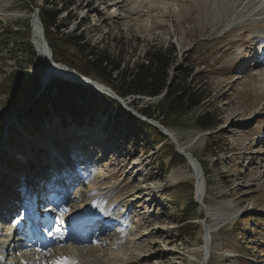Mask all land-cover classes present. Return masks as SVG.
I'll use <instances>...</instances> for the list:
<instances>
[{"label": "rangeland", "instance_id": "rangeland-1", "mask_svg": "<svg viewBox=\"0 0 264 264\" xmlns=\"http://www.w3.org/2000/svg\"><path fill=\"white\" fill-rule=\"evenodd\" d=\"M250 1L135 0L128 6L127 13L117 8L104 11L103 2L98 3V0H0V40H4L5 31L11 28L18 40V44H11L5 47L7 49L0 47V205L12 204L9 208L17 213L20 194L15 187H27L33 180L34 171L28 165L41 172L45 160L51 161L43 148L45 144L51 143L55 150L63 148L65 154L70 151L76 155L80 148L76 141L80 135L86 136L89 131L87 136L90 137L92 131L95 130V134L106 129L102 134L106 139L98 134L96 139L107 141L109 138L115 141L113 147L123 136L121 146L124 149L121 151L123 157L116 161L111 154L105 155L110 149L103 154L104 159L95 149L92 158L87 156L91 158L88 160L91 176L86 178L82 174L87 173L83 172L79 177L75 174L74 178L70 173L68 179H73L74 184L67 187L64 184L66 176L58 189L64 201L56 211L64 213L65 209L80 208L84 202L91 203L90 200L101 216L104 212L113 216L121 214L122 222L114 225L115 229H106L103 234L100 231L93 240L68 246L75 250L53 242L52 245H57L39 253L26 243L22 247L21 238L15 237L13 241V236L6 235L2 215L7 208L3 206L0 207V264H49L56 260V255L67 256V251L76 256L77 259L72 255L79 264H264V156L260 155L264 145H257L264 136V79L260 77L264 67L256 68L253 59L257 56L252 59L251 54L246 53L253 49L252 45L257 46V35L264 32V13L260 14L264 0H252L251 4ZM47 3L53 7L57 5V9L63 3L69 4L67 12L75 22L71 23L67 34L74 33L76 25L83 24L80 35L92 45L100 44L108 55L115 58L122 55L123 65L133 67L142 61L149 47L174 46L171 80L178 83L190 74V80L208 93L210 107L218 114L219 124L212 134L201 133L194 127L192 113L183 120L181 127H168L176 138H168L174 151L184 147L187 154H192L204 166V172L198 173L199 178L204 177L200 183L206 184L201 204L197 202L191 165L186 161L181 167L171 168L166 161L162 169L158 162L167 156L159 144L164 145L166 139L153 145L145 134L131 132L125 126V116L112 113L117 108L109 111L101 108L95 118L92 115L73 118L67 110L54 113L48 106L51 112L42 117V126L38 127L23 114L34 101L29 104L23 100L16 106L9 104V94L5 93L9 86L7 76L13 73L31 76L36 70L44 76L49 68L44 56L34 46L31 52L26 45L32 36L31 15L36 10L40 16V9ZM6 7L11 8L5 10ZM155 8L158 11L145 13ZM243 25H248L251 35L244 34ZM28 33L29 39L25 36ZM48 37L53 39L52 44H57L52 32H48ZM242 41L246 44L242 45ZM47 87L43 90L41 86L38 95L48 93ZM156 101L144 99L140 104ZM128 103L133 104V99L129 98L127 106ZM98 104L106 105L102 99ZM10 113L13 115L9 117ZM238 114L249 115L238 120ZM155 116L160 117L159 114ZM97 117L109 121V126ZM248 131L251 133L247 135ZM125 138L128 141L124 142ZM212 145L215 147L211 148ZM116 148L119 147L112 149ZM215 152H220L218 159L213 157ZM38 153L44 155L40 160L35 157ZM106 157L108 161L101 163ZM126 163L128 165L123 168ZM41 177L42 174L38 176L39 182L43 180L49 184L44 188L53 187L48 179ZM191 183L192 189L189 188ZM63 187L64 192H70L64 194ZM32 190L33 194L38 191L35 186ZM41 190L38 193L47 197ZM143 196L145 198L140 199ZM191 196L199 206L193 227L197 232L185 234L180 230L182 212L177 206H186ZM36 199L40 204V197L34 196ZM20 211L18 219L22 220L25 210L21 208ZM8 228L11 231L13 225ZM23 230L18 227L13 232L18 235ZM207 233L211 236L208 246L204 245ZM183 234L188 238L181 241ZM81 247L87 248L81 253ZM205 248L210 251L207 263L203 261Z\"/></svg>", "mask_w": 264, "mask_h": 264}, {"label": "trees", "instance_id": "trees-1", "mask_svg": "<svg viewBox=\"0 0 264 264\" xmlns=\"http://www.w3.org/2000/svg\"><path fill=\"white\" fill-rule=\"evenodd\" d=\"M69 6V4L66 6L63 3L60 7L68 9ZM61 8L57 9V5L53 7L52 4L47 3L45 7L40 9V20L45 30L44 35L51 48L54 61L67 65L70 69L76 70L79 74L96 81V83L100 81L106 84L126 101L129 98L133 99L134 103L130 107L140 116L129 112L125 114L124 108L116 100L110 99L107 95L91 87L79 83H69V81L60 79H52L51 85L46 88L48 93L43 92L38 95L42 86V73L40 70H36L31 76L24 73H13L7 76L6 80L9 86L6 87L5 93L9 94L8 98L11 100L9 104L16 106V103L20 104L23 100H26L29 104L34 101L29 107L30 109H27L23 114L31 119L33 126L37 123L36 126L38 127L42 126V117L48 115L51 111L62 113L67 110L75 118L77 115L86 116L94 109L100 110L103 108L109 111L110 108L112 110L115 107L117 109L112 113L118 114L119 117L125 116V126L131 132L145 134L153 145L166 139L164 145L159 144L163 150L165 149L167 156V158L158 162L162 169L166 161L171 168L183 166L186 163V158L179 152L174 151L173 145L169 143L168 138L162 132L157 133L158 129L149 122L142 120L141 117L157 121L168 129L171 125L181 127L183 120L192 113L194 115V127L199 129L201 133L210 134L217 130L219 123L217 112L210 107V96L207 92L201 91V87L190 80V74L184 76L178 83L171 80L169 72L174 63V46L170 45L167 48L149 47L144 53L142 61L136 62L133 67H130V64L123 65L122 55L117 58L108 55L100 44L92 45L91 42L84 39L80 35V29L72 34H67L68 28L60 23L61 20L59 19L62 12ZM58 19L59 22H57ZM13 29L5 31L4 40H0L2 49H7L5 47L11 44H18L14 33L12 34ZM48 32L53 33L54 40L57 42L56 45L52 44L53 39L48 37ZM29 35L30 33L25 35L27 39L30 38ZM26 45L31 52H34L30 40ZM59 57H62V60ZM63 60L66 62H63ZM3 85L7 84L3 83ZM53 90L56 91L52 94ZM145 98H156L157 101L141 106L140 102H143ZM101 99L106 105L102 104L100 106L98 104ZM48 106L52 107L53 110L50 111ZM197 112L199 113L196 114ZM156 114H159L160 117H156ZM12 115L13 113H10L9 117ZM212 147L215 146L212 145ZM219 155L220 152H215L213 157L218 159ZM161 176L163 177L164 173ZM189 188H193L192 183ZM198 207L193 196L190 197L186 206H177L178 210L182 212L181 222L183 225L180 230L186 232L185 234L197 232L196 228L193 227H195V211ZM185 234L181 236V241L188 238V235ZM191 236L196 235L192 234Z\"/></svg>", "mask_w": 264, "mask_h": 264}, {"label": "bare ground", "instance_id": "bare-ground-1", "mask_svg": "<svg viewBox=\"0 0 264 264\" xmlns=\"http://www.w3.org/2000/svg\"><path fill=\"white\" fill-rule=\"evenodd\" d=\"M105 1H109L110 3H108L107 4V6H106V10H111V9H114V8H117V10L118 9H122V10H124L125 12H127V13H129V9H128V6H130V4H131V2L132 1H135V0H98V3H104ZM247 1V0H246ZM251 2H252V0L250 1V2H248V3H250L251 4ZM102 3V4H103ZM243 4V3H242ZM242 6V5H241ZM240 6V7H241ZM11 7H6V8H4L5 10H7V9H10ZM13 8V7H12ZM116 10V9H115ZM131 10V9H130ZM132 11H134V10H132ZM156 12V11H158V8H155V9H152V10H148V11H146L145 13H152V12ZM132 14H134V12H131ZM262 13H264V9L263 10H260V14H262ZM140 14V13H139ZM34 16H35V13H34ZM36 16H37V18L35 17V19L36 20H34V28H33V31H32V36H31V39H30V41H31V43L33 44V46H34V48L36 49V51H38L39 53H40V55H43L44 56V59H45V61L44 62H46V64H47V66L49 67H47L48 68V70L46 71V73H45V75H44V78H45V82L46 83H49L53 78H60V79H62V80H74V81H84L85 82V84H90L88 81H86L85 79H83L82 77H81V75L77 72V71H75V70H71V69H69L67 66L65 67V65L63 66V64H61V63H58V62H56V61H54V59H53V57L51 56V58H50V54L52 55V53H51V48H50V46H49V43H48V41H47V38H46V36L44 35L45 34V32H43V26H42V23L40 24V19H39V13L37 12L36 13ZM33 17V16H32ZM39 20V21H38ZM263 21V20H262ZM261 22V21H260ZM259 24H255V26L256 27H259L258 26ZM242 29H244V34L246 35V36H249V35H251V32L249 31V27H248V25H243L242 27H241ZM254 29H256L255 27H253ZM260 33H262L261 35H260ZM258 35H257V38H258V40H257V46L254 48V45H252L253 46V49L251 48L250 50L251 51H253V50H257V48L259 47V46H261L262 44H264V38H262V36H264V32H260ZM245 36V37H246ZM245 39V38H244ZM261 41V42H260ZM244 44H246L245 43V41H242V45H244ZM263 47H264V45H263ZM250 50H249V52H250ZM258 51H259V49H258ZM257 51V52H258ZM48 53V54H47ZM50 53V54H49ZM256 56H257V58L259 57L258 56V54H255ZM42 57V56H41ZM254 58V57H253ZM253 60H255L256 61V57L253 59ZM255 67L256 68H258V67H264V60H262V61H256V64H255ZM257 75V74H256ZM253 76H255V75H253ZM252 76V77H253ZM263 77V79H264V71H261V74H260V77ZM259 77V78H260ZM262 79V78H261ZM93 81V80H92ZM263 81V80H262ZM260 82V81H259ZM264 82V81H263ZM94 84L96 85V87L98 88V89H100V90H104V88H108V89H111V87H108V86H105V85H103V84H100V83H96V81H94ZM108 89H106L107 91H109ZM111 91H113L112 89H111ZM124 104H126L127 105V101H125L124 100V103H123V105ZM249 114H238V116L236 115V117L238 118V120L241 118H245L246 116H248ZM89 117V116H88ZM229 117V116H228ZM158 125H160L161 126V129L164 131V132H166V134H169V136H170V138L171 139H176L175 138V136L172 134V132H170L167 128H165V127H163L161 124H158ZM95 131V130H94ZM94 131H92V135L90 136V137H88L87 135H89L91 132H89V131H86V136H82V135H80L79 136V140L78 141H76L77 143L78 142H80V141H83V139H86L87 141H90V142H92V144L93 145H97V146H99L100 148H103V153L102 154H104L105 152H106V150L107 149H112L113 147H115L116 146V144H114V146L113 147H111V145L113 144V143H115V141H112L111 139H107V141L106 140H103V141H100L99 139H96V138H99V137H97V134H98V136H103V139H106V137H104V135H102V134H104V133H106L107 132V130L106 129H103L102 131L100 130V132L101 133H96L95 132V134H94ZM258 132V131H257ZM89 133V134H88ZM113 133H114V131H113ZM251 133V131H248V133H247V135L248 134H250ZM262 133H264V132H262ZM112 134V133H111ZM110 134V135H111ZM259 134V133H258ZM108 135V134H107ZM100 136V137H101ZM112 136V135H111ZM259 138V137H258ZM264 136L262 135V137H261V141L259 140V139H256V140H258V141H260V142H258L257 143V145H264ZM106 142H108V144L106 143ZM257 142V141H256ZM106 144H107V146H106ZM117 147V146H116ZM43 148L47 151V153H46V155L47 154H49L50 155V158L49 159H51V161H48V160H45V162H44V164L42 165V168H43V170L41 171V172H39V171H36L34 168H33V166L32 165H28L29 167H30V169H32L33 171H34V174H33V180H32V182L30 181L29 182V184L31 185V191H32V194H33V190H32V188L35 186L36 187V189L38 190H36L37 192L36 193H34L33 194V196H32V198L30 199V201H31V203H32V205L31 204H27V206H28V208H32V207H34V205H35V201L37 200H34V196L37 198V197H44L43 195L44 194H40V193H38L40 190H41V187L40 186H48L49 184L48 183H44L43 182V180L41 181V182H39V179H38V176L40 175V174H42V177H41V179H48V182H51L50 183V185H53V187H51V188H57V189H59L60 187H61V185L64 183V184H66V186L67 187H69V186H71V184H74V182H73V179L72 180H69L68 178H69V174L71 173V174H73L74 175V178H75V171H74V164H73V162H76L77 161V158L76 157H73V162H71V161H69L68 159H67V157H65L64 155H65V153H64V151H63V148H61V150L59 151V150H55L53 147H52V145H51V143H48V144H45V145H43ZM116 149H118V148H116ZM181 149H184V151H185V148L184 147H181ZM250 149V148H249ZM68 151H69V149H68ZM109 152V151H108ZM107 152V153H108ZM58 153V154H57ZM107 153H105V155L107 154ZM260 155H263L264 156V152L263 153H260ZM88 155L86 154V157H87ZM191 156H192V158L195 160H197V158L195 157L194 158V156L191 154ZM35 157H37V160H40L42 157H44V155L43 154H40V153H38V156H35ZM111 157V156H110ZM89 158V157H88ZM91 158H92V155H91ZM101 158H103V157H101ZM117 157H115V159H116ZM104 159V158H103ZM119 160H121V158H118ZM99 161H101V160H99ZM108 161V158L106 157V159L105 160H103L101 163H105V162H107ZM198 161V160H197ZM199 162V161H198ZM128 164H130V162L128 163ZM127 163L125 164V165H123V168H125L127 165H128ZM199 164H200V162H199ZM45 166H47V167H45ZM200 166H201V172L200 173H202V172H204L203 171V166L200 164ZM54 168L55 167V170H57L58 171V173H53V170H51L52 168ZM136 167V166H135ZM134 167V168H135ZM134 168H132L131 170L133 171V169ZM65 174V175H64ZM67 176V180L66 181H64L63 182V179L65 180V177ZM49 177V178H48ZM55 177H57V179H58V181L60 182V186H58V185H56V181H54V178ZM53 181V182H52ZM72 181V182H71ZM63 182V183H62ZM15 189L19 192V194H20V196H21V191L19 190V188H17V187H15ZM57 189H56V193L55 194H59V193H57ZM61 190H62V192L64 193V194H66V193H69L68 191H66V192H64V187L63 188H61ZM49 191H50V189H48L47 187H43L42 188V190H41V192L42 193H47V197L49 196ZM146 195V194H145ZM2 197H4V193L2 194ZM59 197H61V196H59ZM62 197H64V196H62ZM139 197V196H138ZM1 198V197H0ZM145 198V196H143L142 198H140V199H144ZM39 199V198H38ZM89 202H91V203H83L82 205L83 206H85V205H88V204H92L93 206H94V204H93V201H90L89 200ZM13 203V202H12ZM10 204V203H9ZM19 204H20V207L21 206H23V204L21 203V200H20V197H19V202H18V206H19ZM11 205L12 204H10V205H8L7 204V206H4V205H0V207H6L7 208V217H8V219H9V222H8V226L9 225H11V222H10V220H11V218L14 216V214H15V209L14 210H12V209H10V208H12L11 207ZM83 206H81V207H83ZM10 207V208H9ZM95 207V206H94ZM15 208H16V205H15ZM26 208V207H25ZM54 209H55V207H54ZM73 209H79V208H77V207H75V208H73ZM95 212H96V214H99V211H96V209H95ZM102 212V211H101ZM35 214V213H34ZM53 214V213H52ZM103 214H105V213H103ZM102 214V215H103ZM35 216L37 217V218H39L36 214H35ZM101 216V215H100ZM115 216H116V218H115ZM115 216H113V217H111V219H110V225L108 226V227H106L105 229H104V233H105V231L107 232V230L106 229H109L110 227H112L113 225H114V223H115V221L116 222H120L121 220H122V218L120 217V214L119 215H115ZM32 218H34L33 216H31ZM122 217H124V216H122ZM29 219H30V217H29ZM40 220H41V218H39ZM13 220H16V219H12V221ZM122 222V221H121ZM24 223H22L19 227H22V228H24V230L25 231H27L28 230V226H26V225H23ZM15 229H17V227H15ZM21 229V228H20ZM23 230V231H24ZM14 231V230H13ZM12 232V231H11ZM21 233V232H20ZM19 233V234H20ZM18 234V235H19ZM101 234H103L102 232H101ZM93 233H91V235H85V236H81L80 238L79 237H76L75 235H70L69 237H68V239H54L52 242H50L45 248H43V249H41L40 251H44L45 249H47V248H49L51 245H52V243L53 242H60V243H63V244H66V245H68V246H70V245H72V242H73V240H79V241H84V240H86V241H90V240H93ZM25 237V236H24ZM19 240V239H18ZM26 240V238L24 239V241ZM19 241H22V240H19ZM23 241V242H24ZM79 241H77V242H79ZM85 243V242H84ZM120 243H121V241H120ZM59 244V243H58ZM54 245V244H53ZM119 245V244H118ZM117 245V247H119ZM67 246V247H68ZM21 247V246H20ZM76 249H77V247H75ZM86 249L87 247H81L79 250H80V252L82 253V249ZM93 248V247H92ZM6 249V246L4 247V250ZM68 250L69 249H71V250H75L74 248H67ZM95 249H97V248H95ZM90 250L91 251H93L92 249H91V247H90ZM13 251H14V249H13ZM77 251H78V249H77ZM67 260L68 261H70V262H73V264H79V263H77L76 262V260H74L73 259V257H72V255L76 258V256L73 254V253H71V251H67ZM79 253V252H78ZM83 255V254H82ZM58 257H61V256H63V255H57ZM81 256V255H80ZM56 258V260L54 261V262H52V264H58V262H60V261H62V260H65V258H64V256H63V258ZM50 258V257H49ZM51 258H54V257H51ZM81 258V257H80ZM13 259V258H12ZM77 259V258H76ZM15 260V259H14ZM79 260V259H78ZM209 260V259H208ZM51 261V260H50ZM209 262V261H208ZM96 264V263H95ZM101 264V263H100Z\"/></svg>", "mask_w": 264, "mask_h": 264}, {"label": "water", "instance_id": "water-1", "mask_svg": "<svg viewBox=\"0 0 264 264\" xmlns=\"http://www.w3.org/2000/svg\"><path fill=\"white\" fill-rule=\"evenodd\" d=\"M48 54V53H47ZM50 54V53H49ZM81 77L83 79H85L86 81H88L90 84H88L89 86H92L93 88L97 89L98 91L102 92V93H107L108 95H110V97L112 96L113 98H115L116 100H118L120 103H124V101L119 97L117 96L113 91H111V89H108V88H104V90H100L96 87V85L94 84V81H92L91 79L87 78V77H84L81 75ZM74 81V80H73ZM78 81V80H77ZM78 82H81L83 84H85L84 81H78ZM87 85V84H86ZM106 89H108L109 91H107ZM166 133V132H165Z\"/></svg>", "mask_w": 264, "mask_h": 264}, {"label": "snow or ice", "instance_id": "snow-or-ice-1", "mask_svg": "<svg viewBox=\"0 0 264 264\" xmlns=\"http://www.w3.org/2000/svg\"><path fill=\"white\" fill-rule=\"evenodd\" d=\"M58 264H73V262H70L67 259H65V260L58 262Z\"/></svg>", "mask_w": 264, "mask_h": 264}]
</instances>
